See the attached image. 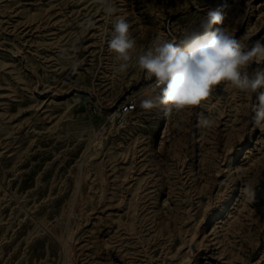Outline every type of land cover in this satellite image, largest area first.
Listing matches in <instances>:
<instances>
[{
	"label": "rangeland",
	"instance_id": "rangeland-1",
	"mask_svg": "<svg viewBox=\"0 0 264 264\" xmlns=\"http://www.w3.org/2000/svg\"><path fill=\"white\" fill-rule=\"evenodd\" d=\"M112 2L109 16L101 0H0V264H264V89L146 111L154 78L135 64L209 12L264 44V0ZM117 17L137 42L123 73Z\"/></svg>",
	"mask_w": 264,
	"mask_h": 264
},
{
	"label": "clouds",
	"instance_id": "clouds-1",
	"mask_svg": "<svg viewBox=\"0 0 264 264\" xmlns=\"http://www.w3.org/2000/svg\"><path fill=\"white\" fill-rule=\"evenodd\" d=\"M101 2L107 15L116 12L112 0ZM225 19L220 12H209L179 38L154 40L136 58V66L154 78L155 94L141 99V109L150 111L166 105L167 111L183 112L204 107L220 85L249 94L264 89V68L249 71L253 62L264 60V44L257 40L248 47L223 27ZM214 25L220 27L213 30ZM136 44L130 24L117 17L107 39L108 50L119 62L116 71L123 73L129 69ZM253 113L252 122L264 127V91L259 92ZM202 123L210 125L211 117L204 116Z\"/></svg>",
	"mask_w": 264,
	"mask_h": 264
},
{
	"label": "built area",
	"instance_id": "built-area-1",
	"mask_svg": "<svg viewBox=\"0 0 264 264\" xmlns=\"http://www.w3.org/2000/svg\"><path fill=\"white\" fill-rule=\"evenodd\" d=\"M135 109V102L132 99H128L124 101L118 108H117V122L122 125L125 123L126 118L130 112H132ZM92 112L96 111L95 107H92Z\"/></svg>",
	"mask_w": 264,
	"mask_h": 264
},
{
	"label": "bare ground",
	"instance_id": "bare-ground-1",
	"mask_svg": "<svg viewBox=\"0 0 264 264\" xmlns=\"http://www.w3.org/2000/svg\"><path fill=\"white\" fill-rule=\"evenodd\" d=\"M165 105H163V107H164ZM162 113H164V112H162ZM163 118V117H162Z\"/></svg>",
	"mask_w": 264,
	"mask_h": 264
}]
</instances>
